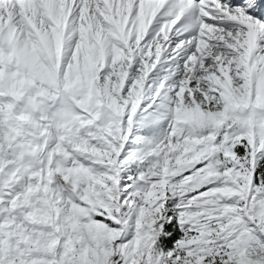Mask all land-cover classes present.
<instances>
[{"label":"snow or ice","instance_id":"6c2138e0","mask_svg":"<svg viewBox=\"0 0 264 264\" xmlns=\"http://www.w3.org/2000/svg\"><path fill=\"white\" fill-rule=\"evenodd\" d=\"M0 264H264V0H0Z\"/></svg>","mask_w":264,"mask_h":264}]
</instances>
